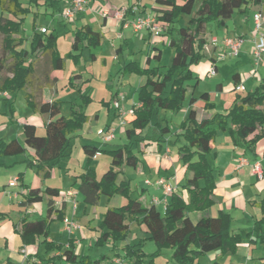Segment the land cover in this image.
Instances as JSON below:
<instances>
[{
    "label": "trees",
    "instance_id": "16d2710c",
    "mask_svg": "<svg viewBox=\"0 0 264 264\" xmlns=\"http://www.w3.org/2000/svg\"><path fill=\"white\" fill-rule=\"evenodd\" d=\"M43 1V3H41ZM181 1V2H179ZM166 4L160 8V22L164 27L163 35L168 37L167 44L174 48L172 62L166 72L159 67H143L141 63L126 62L121 69L123 74L139 73L147 77L138 92L140 105L133 107L135 118L131 126L127 127L125 134L129 142L124 146L119 145L112 149L100 148L96 144L84 143L82 148L87 155L84 171L80 173L72 183V187L83 195L85 204L96 205L103 194L112 197L114 194H126L130 191V180L120 179L124 174V167L137 168L140 158L134 150L139 143L147 140L155 141L160 146L168 140L165 133L170 132L168 125L163 126L156 122V131L159 136L143 134L149 127L153 117L159 114L161 109L172 112L180 111L187 97V83L196 80L192 85L196 89L200 79L191 70L193 64H197L203 58L205 46L208 43L205 37L206 25L209 21H216L219 26L225 27L227 20L231 19L235 12L246 15L250 11V4L259 5L264 0H200L195 14L189 19L186 26L177 27L175 23L181 18L184 11H189L194 0H158ZM190 5V6H188ZM45 6L53 8V12L61 11V0H29L24 4L21 0H0V33L3 34L2 48L13 60L12 75L0 80V89L9 94L17 90L25 89L33 73V65L28 62L29 54L38 51H48L51 55L53 70H63L67 57H71L76 63L83 57L85 49H92L102 44V35L90 25H85L73 31L74 41L71 52L61 56L57 49L59 35L56 30L49 33L38 30L34 23V34L31 37L30 51L17 54L13 49L22 44V37H18L22 22L26 14L32 12V8ZM132 10L128 7L126 14ZM7 12L12 17L3 15ZM36 14V12H35ZM37 20V16L35 17ZM167 21V22H164ZM92 58H96L90 52ZM162 52L159 50L151 60L160 61ZM217 70V66H216ZM79 74L69 78V85L75 82ZM239 73L233 75L234 90L240 85ZM220 85V84H219ZM200 99L205 101V109L214 107L211 103L209 92H203ZM81 102L76 98L70 100V115H61V101L35 100L32 94H26L27 105L34 113H40L47 117L45 122V134H38V127L25 121L22 123L23 139L18 137L11 139L0 138V166L4 157L19 156L27 153V149L34 151V158L25 160L26 164L35 167L36 171L44 178L51 176L52 169L61 160L70 156L72 151V136L81 130L88 120V115L83 109L91 101V93H80ZM198 97L192 96L189 104L193 105ZM5 112L12 117L15 114V106L10 95L1 99ZM109 103V102H108ZM264 125V82L246 95H237L233 104L223 113H215L203 118L198 117L196 109H190L186 119L181 121L175 140L170 145L178 146L177 155L179 161L191 172L192 175L185 179L183 188L188 192V199L175 191L168 200L164 214L155 205H145L140 198H129L121 207H109L103 214L99 223L98 244L106 243L109 239H124L130 231L129 220L140 221L146 227L148 238L159 247L152 256L159 255L163 248L172 250L170 264H200L199 257L203 254L218 250L221 254L236 253L239 244L243 242V235L233 229L234 217L232 213L220 210L216 216L212 215L211 208L216 202L215 172L217 166L210 162L209 155L213 150L218 131L227 133L235 146L247 150L254 147L263 137L257 133L259 127ZM105 145L108 143H104ZM106 152L111 157L108 169L97 176L94 158L98 153ZM29 191L22 206H30L43 201L44 194L49 197L46 215L42 218L30 220L27 215L22 217L15 230L20 234L23 244L31 246L25 264H98L99 260L92 261L88 256L80 257L75 251L73 240L69 245L57 242L50 238L51 224L55 219L64 220L65 206L55 207L54 198L60 195L61 189L47 186L44 190L25 185ZM261 218L256 219L252 231L256 233L254 241L264 245V199L259 201ZM201 212L198 219H194L191 213ZM250 236V235H249ZM36 248H33V247ZM41 246L45 251H41ZM136 247V248H135ZM33 248V249H32ZM124 259L128 264H137L140 256L144 255L142 243L127 244ZM120 257V256H119ZM10 263L16 262L8 260ZM212 264H219L214 261Z\"/></svg>",
    "mask_w": 264,
    "mask_h": 264
},
{
    "label": "rangeland",
    "instance_id": "374dc122",
    "mask_svg": "<svg viewBox=\"0 0 264 264\" xmlns=\"http://www.w3.org/2000/svg\"><path fill=\"white\" fill-rule=\"evenodd\" d=\"M24 4H27L29 0H21ZM154 1V0H153ZM162 1V0H161ZM165 1V0H163ZM66 1L64 0V3ZM158 2V1H157ZM43 3V1L41 2ZM159 6L165 7L166 4L161 2L158 3ZM200 4V0H194L192 6L189 7V11H184L182 13L181 18L175 23L177 27L179 26H186L188 24L189 19L195 14L196 9ZM133 6H137V12L139 16H151L156 17L157 21L160 22L159 18L161 17L158 15L159 10L158 8L153 10H141V6L139 3H134ZM40 8L42 6H39ZM250 9L252 8L253 11L256 10L254 4H250ZM37 8L33 7L32 12L26 14L20 29V33L18 34L19 37H22L23 41L28 40L34 34V23L37 28H48L50 29V24L53 23L56 27V32L59 35V48L62 52H65V43L68 41L66 35L67 33L64 30V24L61 21L60 17L58 16L60 13L56 12V17L53 19L51 16H44L43 14L39 16L36 20ZM44 12V11H43ZM136 14V12H135ZM1 15V10H0ZM4 16L12 17L7 12H3ZM246 18L247 16H243L238 12H235L234 16L228 20V27L219 26L218 23L214 20L209 21L207 23V37H208V45L205 46L203 58L200 60L199 63L193 64L191 66V70L196 77L200 79L199 84L196 87V97H200V95L207 91L210 92V102L214 104V107L209 109L212 114L215 113H223L229 108L234 102L235 92L233 90V83H232V76L235 72H240L243 76V91H239V95H246L249 91L254 90L258 85L261 84V81L264 79V56L260 66H255L254 63L251 61L252 48L249 49V44L247 42V35L248 26L246 25ZM40 19V20H39ZM53 21V22H52ZM167 22V21H164ZM70 30H73V27H70ZM240 30L243 34L245 39V45L241 48V52L239 56H233L229 54V52L224 48L221 43V40L226 36H236L237 31ZM147 31V30H146ZM71 32V31H69ZM150 35L152 33L150 31ZM163 35V34H162ZM158 36V37H162ZM212 36H217L220 40L218 46L219 50L214 51L212 46ZM252 38V37H251ZM2 40L3 34L0 33V80L13 72V65L14 60L7 54L3 52L2 48ZM120 40H117L116 46L119 47ZM137 47L132 39L130 43V49L121 50L116 52V47H114L109 39L105 40L102 39V46L103 50L100 51L98 57L92 58L90 50L85 49L83 57L80 59L78 63L71 57H67V69L66 73H70L74 67L78 66V70H81L86 73H90L92 79L88 82L87 86H92V95L91 101L86 105H83V109L88 115V120L84 123L83 128L78 131L83 134V136H78L77 134L72 136V151H74L73 156L70 158H64L63 163L71 162L73 165H70L71 168L74 170L76 169V173L82 172L84 170V161L81 158V151H82V143H92L96 144L100 148L105 147L106 149H112L118 147L119 145L124 146L129 142L126 136H121L120 129L121 125H119L118 118L116 119V113L113 108L110 107L108 102L112 103L118 99V96L112 99V90L114 87L118 86L119 84H125V92H127L128 98H131L136 90L140 87V81L144 80L145 83L147 77L141 76L139 73H127L125 75L122 74L121 69L126 63V57L130 55L132 56V49L141 48V41H138ZM221 46V47H220ZM144 47V45H143ZM161 49L163 51V55L160 61H156L154 59L151 60V63H146L147 67H159L162 72H166L168 67L172 62V58L174 55V48H171L166 45L161 44ZM99 50V49H98ZM65 53L64 56H66ZM210 56H213L216 59V65H218L217 76L211 78L207 76V72L211 70L212 65L214 64L213 60ZM132 58V57H131ZM137 58H134L137 60ZM128 59L127 62H129ZM47 68V65L45 66ZM257 70L255 71V69ZM257 73V74H256ZM94 74V75H92ZM256 74V75H254ZM60 75H64V72H61ZM124 81V82H122ZM221 82L224 85V89L222 91H216L215 85ZM68 78L65 80L62 78L61 82L59 83L60 87V96L58 100H68L64 101L61 104V115L68 117L70 115V95L77 96L78 92L74 91L72 87L68 84ZM192 85L196 83V80L189 81ZM191 87V86H190ZM192 89L187 93V102L189 101L190 97L192 96ZM13 95V99L15 101V115L12 117L10 113L5 112V107L0 103V119L5 120L6 125L13 130V133L9 128H3L1 124L0 128V138L3 137L5 139H11L14 137H18L23 139L22 130H20V126H18L17 121L15 118H21L28 116L33 113L31 107H29L26 103V91L25 89L17 90L11 93ZM126 98V96H125ZM112 99V100H111ZM200 99V98H199ZM124 101V100H123ZM81 102V100H79ZM125 102V101H124ZM123 102V103H124ZM202 104H204V100H200ZM112 105V104H111ZM186 106L187 103H186ZM123 107V105H122ZM204 114V111H201ZM5 114V115H3ZM211 114V115H212ZM184 119L183 111H176L172 112L170 110L161 109L158 115H155L146 129H144L143 134H150L159 136V132L156 131L155 123L158 121L163 126L168 125L170 128V132L165 133V138L167 140L172 141L175 140L176 133L179 130V125L181 121ZM107 124L111 125H118V129L116 131V138L108 143L104 144L103 138L101 137V130ZM131 124H128V127ZM127 126L124 125L123 128L125 129ZM4 129V130H2ZM43 130V129H42ZM41 130V131H42ZM44 132V130H43ZM44 134V133H42ZM175 135V136H174ZM218 135V133H217ZM216 135V141L214 143V149L218 152L215 155L216 151H212V153L208 156L209 160L213 164L226 166L231 160L232 153H233V143L231 142L232 139L228 134H224L220 131L219 135ZM144 146L139 143L135 146L134 150L136 151L137 155L141 157L140 152L143 151ZM242 147H240V151H242ZM32 149L28 148L27 151H31ZM244 151V150H243ZM174 156H176V151H172ZM248 154H250L248 152ZM84 155V154H83ZM215 156V157H214ZM24 155L19 156H11V157H4L1 159V162L4 165L0 166V212L1 211H8L10 208L11 198L14 196L16 192H20V186L17 187H10L9 179L13 178L19 171H25L26 163L20 164L18 163L19 159H23ZM178 159V158H177ZM175 159V165L171 167V171L177 172V174L183 178V165L182 163ZM110 156L106 152H101L99 155L96 156L95 165L97 168L98 175L100 176L103 174L109 166ZM58 171V170H57ZM71 174H74V171H70ZM61 177L58 179L57 177L52 180L48 181L49 184H54L57 186H63L64 181H68L67 176L65 173L61 172ZM153 172H150L148 168L140 162L138 170L129 166L127 171L124 172L122 178L130 180V191L128 195L126 194H114L112 197H109L107 194H103L101 200L96 205L88 204V214L83 217H78L76 219L77 224L79 225V230H77V238L79 241V245L75 247V250L80 254V257L88 256L92 259V261L99 260L98 264H112L113 259L116 257H124L126 251L125 247L127 244H132L135 246L136 244L142 243V250L144 255L140 256V260L137 264H170L171 263V255L172 250L170 248H163L161 253L156 256H152L157 250H159L158 245L148 238V233L146 232V227L140 221L137 220H129L127 219V223L130 224V231L127 233L124 239L120 240H113L109 239L106 243L98 244V236L99 232L96 233L95 230L91 229L92 225L98 227L101 219L103 218L104 212L109 207H121L126 204L129 198H140V200L145 204H149V200L152 194H156L161 196L160 191H156L153 186H147L145 184L146 179L153 178ZM35 174L33 171L28 170L27 172V180L31 184L40 185L39 182L36 183L34 181ZM182 180V179H181ZM185 181V178L182 180ZM142 189H145L146 192L144 195H141ZM42 213L32 214L30 218L32 220L41 218L44 216V212L47 208V202L45 201L42 205ZM159 211L164 214L163 206L157 205ZM81 210V208H80ZM17 211L14 210L12 213L16 215ZM1 217V213H0ZM5 219L0 218V262L6 260L8 257L15 262H21L23 260V255L20 252V236H12L10 235V229L7 227ZM88 224V226H87ZM98 234V235H97ZM74 235V234H73ZM16 237V238H15ZM50 238L63 243H69L71 238V234L65 230V223L60 219H55L51 224V235ZM7 241V244H6ZM136 248V247H135ZM41 251H45V247L41 246ZM217 251H212L200 256V264H211L213 260H211L212 255H215ZM229 253V254H228ZM223 256V260H229L232 258V253L228 252ZM241 255H244L241 252ZM254 257L255 264H258V261L261 260V257L264 256V246L257 244L255 245L252 253ZM244 257V256H243ZM124 259V258H123ZM244 258H242L243 260ZM94 263V262H93ZM92 263V264H93ZM61 264H69V263H61ZM128 264V263H127Z\"/></svg>",
    "mask_w": 264,
    "mask_h": 264
},
{
    "label": "crops",
    "instance_id": "0c3cea01",
    "mask_svg": "<svg viewBox=\"0 0 264 264\" xmlns=\"http://www.w3.org/2000/svg\"><path fill=\"white\" fill-rule=\"evenodd\" d=\"M157 1L158 0H154V1L153 0H89L88 6H87L85 11L78 14L75 19L70 20V21H66L61 16L62 8L65 5L64 0H61V11H60V14L58 16L60 17L61 21L64 24L63 27H64L65 32L67 33L66 35H68V37H67L68 41H66V43H65V52L63 53L62 50H60L61 48H59V45H60L59 40H57V49H58L60 55L63 57L65 55V53L71 52L72 43L74 41L73 31L80 29L85 25H90L95 31L100 32L103 39H105V40L109 39L111 41L112 45L114 47H116V49H115L116 52H119L121 50L123 51L125 49H130V43L132 42V39H133L136 47L138 45L137 44L138 41H141V43H142L140 46L141 48H137L134 50L132 49L131 50L132 56L130 55V58H129V56L126 57V59H127L126 62L128 61V59H131V60H129V62L135 61V62L141 63V65L143 67L147 66L146 65L147 58L152 57L155 52L160 50L162 52V55H163V51L161 49V44L166 45L168 37L166 35H162V37L154 36L153 34L150 35L149 32H147L146 30L135 31L133 29V27L129 24V20L133 19L134 16L138 15V12L135 14L131 10L126 14V12H124V10H125V8L133 7L134 3L135 4L139 3L140 6L142 7L141 8L142 11H144V10L149 11L151 9L155 10L157 8L159 10L160 8H165V7L159 6V4H158L159 2H157ZM179 2H181V1H179ZM254 7H256V10L253 11V9L251 8L249 11V14H248V20H246V23H247L246 25L248 26L249 29L245 35H247V38H248L247 42L249 44V49H251L252 46H254V42H253V16L257 12H261L264 16V2L259 4V5H254ZM42 14L44 16H46V15L51 16L53 19L58 17V16H56V13L53 12V8H48L45 6H42L41 8L40 7L37 8V12H36L37 18L39 16H41ZM159 14H160V12L158 13V15ZM243 16H245V15H243ZM227 22H228V20H227ZM53 23L50 24L51 26H50L49 30H48V28H45L47 33H49L52 30H56V27L54 26ZM70 27H73V30H70ZM225 27H228V23ZM38 30L40 31V28H38ZM69 31H71V32H69ZM206 31H207V25H206ZM206 35H207V32L205 33V37L208 40V37ZM236 36L243 37V34L240 30H238ZM214 37H217V36H212V38H214ZM117 40L121 41L119 47L116 46ZM208 42H209V40H208ZM211 42H212V39H211ZM245 42H244L243 46L245 45ZM30 43H31V38L24 41L22 44L16 46L13 50L17 54H22L23 51H25V50L30 51ZM143 45H144V47H143ZM207 45H208V43H207ZM212 46H213L212 48L214 51H217L220 49L219 46H215L213 43H212ZM89 50H90V52L94 53V55L96 57H98V54L100 53V51L103 50V48H102V46H98L96 48H92ZM138 55H139V58L137 60H135L134 58H137ZM250 55H251V53H250ZM210 57L214 62L212 67L217 66V70H218V65H216V59L213 56H210ZM251 61H252V56H251ZM28 62L32 63V65H33V73L31 74L29 83L27 84L25 91H26V93L32 94V96H34L36 101H38V102H42V101H61V102L68 101V100H62V99L58 100V98L60 96L59 83L61 82L62 78L64 80L66 78H68L67 84L69 85V78L75 74H79L80 76H77L75 79V82L69 86L72 87L73 94H74V91H77L78 95L77 96L70 95L69 96L70 99L72 100V99L76 98L77 102H79V100H81L80 99V93L90 92L92 95V90H93L92 86H87V85L93 76L91 77L90 73H86V72H83L81 70H78L77 69L78 66L74 67L72 69V71H70V73H66L67 60L65 61V68L63 70H53L52 65H51L50 53L48 51H38L34 54H29ZM46 65H47V68H45ZM217 70H216V74L214 76H212L211 78L217 76ZM256 70H257V68L255 69V71ZM61 72H64V75L61 76L60 75ZM208 73H209V71L207 72V76L210 77ZM235 73L240 74V76L237 79H238V81H240V85H243L242 74L240 72H235ZM256 74H254V75H256ZM10 75H12V74H9L8 76H10ZM92 75H94V74H92ZM123 75H125V74H123ZM232 80H233V76H232ZM139 81H140L139 86H141L143 84L144 80H139ZM122 82H124V81H122ZM262 82H264V79L261 81V83ZM232 83H233L232 86H233V90H234V80L232 81ZM125 88L126 87H125L124 83L119 84L118 86L114 87L112 90V93H113L112 99L117 97V96L119 98L122 96H124V97L126 96V98L124 99L125 102L122 101V105H123V108L127 111V110L133 108L135 105H140L138 102V92H139L140 87L138 88V90H136V93H134L131 98H128V96H127L128 94H127V92H125V90H126ZM187 88H188V91L191 90L192 84L188 82ZM223 89H224V85L221 82H218L215 85V90L217 92L222 91ZM243 90L244 89H238V88L236 90H234V92L236 94L234 97V100L236 99V96L239 94L238 92L243 91ZM188 91H187V93H188ZM9 95H10V98L15 105L13 95L11 93ZM192 96L196 97V89H192ZM200 100H202V99H199V97H198V100L193 105H190L189 102H187V100L185 101L182 109L180 110V111H183L184 119H186V117L188 116L190 109H196L198 112L199 118L210 116L212 114L211 111L205 109V107H204L205 102H204V104H202V102H200ZM26 103H27V101H26ZM186 103L188 106H186ZM109 104H110V107L112 108V105H111L112 101L109 102ZM201 111H204V114ZM115 113H116L115 117L117 119L118 113L116 110H115ZM3 115H5V114H3ZM135 117H136L135 113L133 115H130L127 117L128 118L127 124H126L127 127H128V124H130L131 121ZM15 119L17 121L18 126H20V130H22V128H21L22 123H24L25 121H28L30 123L35 124L38 127V134L39 135L45 134V122L47 120V117L45 115H42L38 112L37 113L33 112L32 114H30L28 116L21 117V118H15ZM1 124H2V127L4 129L9 128L8 125H6L4 119H2ZM109 126H112V125L107 124L104 128H102V130L107 129ZM115 126H116V131H117L118 125L116 124ZM126 128L124 129L123 126L121 127V129H120L121 136H126V134H125ZM4 129H2V130H4ZM42 129L44 130V132ZM13 131H14V129L11 130L12 133H13ZM179 132H181V131L178 130V133ZM42 133H44V134H42ZM219 133H220V131H218V135H219ZM257 133H261L263 135V137L255 144L254 147H250L247 150L242 149V151H240V147H237L233 144L234 146H233L232 157L230 159L231 161L226 166H221V165L215 164L217 166V170L215 172V178H216V188H215V197L216 198L215 199H216V202L211 208V213L214 216H216L220 210H225V211H229L230 213H232V215L234 217L233 229L235 232L241 233L244 237L243 242L241 244H239V246L237 248V252L234 254L232 253V258L229 259L228 261L226 259L223 260V256L225 254H221L220 251L215 250V251H217V253L215 255H212L211 260H213V262L217 260L219 264H255V262L253 260L254 257L252 255V253H253V249H254L255 245L260 244V243L257 242L256 240L254 241V238L256 235L255 232H253L252 234H249V233H250V231H252V226L254 224V221L256 219L261 218V208L258 206V203H259V201L264 199V177L259 179L256 175H254L252 172L251 165H243L242 167L237 168V162H238L239 157L245 156L251 162H254L255 160H258V159H263V166H264V125L259 127ZM76 134L79 137L83 136V134L81 132H77ZM224 134H227V133H224ZM112 141H110V142H112ZM215 141H216V139H215ZM215 141H214V143H215ZM110 142H108V143H110ZM103 143H105V142H103ZM170 143H171L170 140L163 143L162 146H160L157 142L151 141V140H147L144 143H141L144 146V148H143V151L140 152L141 157H139L140 158L139 164H140V162H142L144 167L146 166L150 172L154 173L153 178L150 180L155 181V179H157L159 176H165L172 182L173 185H175L177 187L176 191L180 192L185 199H188V192L185 188H183L185 181L183 182L182 180H183V178L186 179V178L190 177L192 175V173L187 171L184 166H183V178H181L177 174V172L171 171V167L173 165H175V163H176V161H174V160L177 158H178L177 160H179V157L176 153V156H177V158H176L172 152L174 150L177 151L178 146L170 145ZM214 143H213V150L212 151H216L214 149ZM83 144L84 143H82V146H83ZM81 149H82V151H81L82 161H84V163H86L87 155L83 151V148H81ZM248 152L250 154H248ZM73 154H74V151H71L70 156L65 157V158H68L70 160V158L73 156ZM217 154H218V152L216 151L215 155H217ZM23 155L25 157L23 159H19V161H18V163H20V164L26 163V162H24L25 160L33 159L34 158V151L33 150L27 151V153H25ZM97 155H99V153ZM96 156H95L94 162H93L94 165H95ZM63 160H64V158L61 160V162L57 166H55L52 169L51 176L49 178L42 177L36 171V168L34 166L31 167V166H28L26 164L25 171L21 170L13 178L9 179L8 185L10 187L15 188L17 186H20V189H21L20 192H16L14 194V196L11 198L12 204L10 205V208L8 209V211L7 212L6 211L0 212L1 213V217H0L1 219L7 218L6 224H7V227L10 229V235H12V236L19 235L20 236V234L15 230V224H18L20 222V220L22 219V217H24L25 215H27L29 217V219L32 220L30 218V216L32 214L42 213V206L41 205L45 201L48 202V200H49V197L44 194L42 202L34 203L28 207L22 206L21 202L25 199V197L29 191V188H27V186H25V185H30L33 188L37 187V188H40L41 190H44L47 186L57 187V188L61 189L60 195L54 198L55 207L60 208L62 206H65V217H68L71 220L76 221V219H78V217H81L82 215H83V217L86 215H89L88 214V205L84 203L83 195L77 189L72 187V183L77 178L76 176H78L84 170L82 172H78V174H77L76 169L74 168V170H73L70 166L73 164L71 162H65L62 165ZM110 162H111V157L109 160V165H110ZM139 164H138L136 170H138ZM84 166H85V164H84ZM127 168L128 167H124L123 171L126 172ZM28 170H31L34 172V174H35L34 181H36V183L39 182L40 185L37 184V186H35V184L33 185V184L28 182V180H27ZM70 171H74V174H71ZM96 171H97V168H96ZM61 172L65 173V175L68 178V181H64L63 186H57V185H54L51 183L49 184L48 181H52L56 177L59 179L61 177V174H60ZM101 175L99 176L98 172H97L98 177H101ZM173 176H174V178H173ZM14 179H18V180L14 185H11L10 182ZM120 179H123L122 176H120ZM145 184L147 186H153L156 191H160V193H161V196H158L156 194H152L150 197L148 206L151 205V198L153 196H157L160 199H163L165 197V194H164L162 188H157V186H155L154 184H147L146 181H145ZM70 189L74 190L75 194L73 196H65L66 191L70 190ZM145 192H146V190L142 189L141 195H144ZM170 196L171 195H169V197H168L169 200H170ZM80 208H81V210H80ZM14 210L17 211L16 215H14L12 213ZM44 213H45L44 214V216H45L46 210ZM44 216H42V217H44ZM191 216L194 219H198L201 216V212L191 213ZM62 221L64 222V220H62ZM87 226H88V224H87ZM90 228L95 230L96 233H98V232L100 233L98 227L92 225ZM262 229L264 230V224L262 225ZM77 230H79V229L77 228ZM77 230L74 231V233H73L74 235L71 234V239L73 240L75 247L77 245H79V241H78V238L76 235ZM19 238H20V244H21L20 245V251H21V248L24 246L27 248L28 252H30L31 246H25L23 244L21 236ZM6 244H7V241H6ZM68 245H69V243H67V246ZM260 245H262V244H260ZM262 246H264V245H262ZM33 248H36V247L34 246ZM241 252H243L244 255H241ZM76 253H78V252L76 251ZM242 258H244V259L242 260ZM199 259H200V257H199ZM8 260H12V259H10L8 257L4 261H8ZM197 261H200V260H197ZM258 264H264V256L261 257V260L258 261Z\"/></svg>",
    "mask_w": 264,
    "mask_h": 264
},
{
    "label": "built area",
    "instance_id": "2783aa9c",
    "mask_svg": "<svg viewBox=\"0 0 264 264\" xmlns=\"http://www.w3.org/2000/svg\"><path fill=\"white\" fill-rule=\"evenodd\" d=\"M89 0H66L65 5L62 8L61 16L64 20L70 21L77 17L78 14L85 11L88 6ZM137 6L132 7L133 13H137ZM127 11L125 8L124 12ZM129 24L133 27L135 31L147 30L150 31L154 36H161L164 33V27L161 22L157 21L156 17L151 16H134L133 19L129 20ZM42 31H46V29H42ZM220 40L217 37L212 38V43L215 46H218ZM224 48L229 52V54L233 56H238L240 54L241 48L245 42V39L241 36H227L223 38L221 41ZM253 42L254 46L252 48L251 56L252 61L255 66H260L263 56H264V16L261 12H257L253 16ZM209 76L212 77L216 74V66H213L209 71ZM238 89H243V85H239ZM9 95L8 91H3L0 89V103L3 97ZM125 99L124 96L118 97L112 103V108L117 111L118 122L119 125L124 126L127 124V117L133 115L134 109L131 108L129 110H125L122 107V101ZM1 116V113H0ZM0 128H1V120H0ZM101 137L103 141L108 143L112 141L116 137V126H109L105 130H101ZM243 165H251L252 172L259 179L264 177V166L263 159L255 160L254 162L249 161L245 156H241L238 158L237 168L242 167ZM174 178V176H173ZM18 179H14L10 182L11 185H14ZM147 184H154L157 188H162L165 194L163 199H160L157 196H153L151 198L152 205H162L164 211L166 210V206L168 203V197L173 192L176 191L177 187L172 184V182L165 176H159L155 181L150 179L146 180ZM75 194L74 190H67L65 196H73ZM65 229L70 234H73L74 231L79 228V225L76 221L69 219L68 217L64 218ZM23 255V260L21 262H16L15 264H25L28 258V250L26 247H22L20 251ZM0 264H12L9 261H3ZM112 264H127L125 259L122 257H116L113 259Z\"/></svg>",
    "mask_w": 264,
    "mask_h": 264
}]
</instances>
